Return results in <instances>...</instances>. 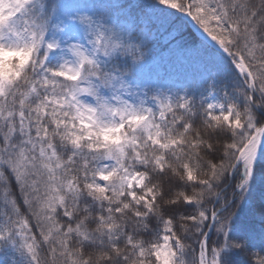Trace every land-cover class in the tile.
<instances>
[{
    "label": "snow or ice",
    "instance_id": "6c2138e0",
    "mask_svg": "<svg viewBox=\"0 0 264 264\" xmlns=\"http://www.w3.org/2000/svg\"><path fill=\"white\" fill-rule=\"evenodd\" d=\"M0 264H264V0H0Z\"/></svg>",
    "mask_w": 264,
    "mask_h": 264
}]
</instances>
